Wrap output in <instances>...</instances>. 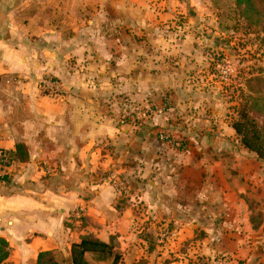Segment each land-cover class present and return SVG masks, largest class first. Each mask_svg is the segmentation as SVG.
Segmentation results:
<instances>
[{"label":"crops","instance_id":"0c3cea01","mask_svg":"<svg viewBox=\"0 0 264 264\" xmlns=\"http://www.w3.org/2000/svg\"><path fill=\"white\" fill-rule=\"evenodd\" d=\"M147 1L0 0V149L14 158L23 144L29 154L26 161L13 160L0 183L6 264H36L39 253L49 250L70 257L83 235L110 243L117 234L124 250L119 264H142L131 259L139 246L126 244L136 216L129 207L114 206L121 193L112 180L133 172L131 198L143 199L140 179L149 170L150 151L117 117V96L131 81L126 77L141 76L140 90L149 83L152 91L153 78L144 77L174 69L169 54L162 60L154 51L144 53L137 46L141 37L125 31L131 23L144 27V8H156ZM45 75L57 76L66 94L44 93ZM168 186L156 181L153 188L166 193Z\"/></svg>","mask_w":264,"mask_h":264},{"label":"rangeland","instance_id":"374dc122","mask_svg":"<svg viewBox=\"0 0 264 264\" xmlns=\"http://www.w3.org/2000/svg\"><path fill=\"white\" fill-rule=\"evenodd\" d=\"M256 2L264 12V0ZM144 4L156 6L144 8V27L131 23L125 31L141 37L137 46L144 53L154 51L162 60L169 54L174 69L144 77L153 78L152 91L149 83L140 90L141 76L126 77L131 81L117 96L119 121L139 136L151 159L140 179L143 199L131 198L133 172L112 180L121 193L114 206L129 207L136 216L126 244L132 249L135 243L141 252L131 251V259L264 264V158L234 128L248 120L244 114L248 122L262 120L249 106L252 96L264 95V22L248 21L235 0ZM156 181L169 185L166 193L155 191ZM156 197L181 203L158 204ZM109 240L112 253L103 261L101 254H89V263L122 262L120 235Z\"/></svg>","mask_w":264,"mask_h":264},{"label":"trees","instance_id":"16d2710c","mask_svg":"<svg viewBox=\"0 0 264 264\" xmlns=\"http://www.w3.org/2000/svg\"><path fill=\"white\" fill-rule=\"evenodd\" d=\"M235 2L242 8L248 21L264 22V12L258 8L256 0H235ZM262 28L264 30V24ZM260 81H263V79H260ZM251 100L249 110L261 116L260 125L254 120L248 122L249 117L244 114L248 120L245 123H236L234 128L238 133L243 134L244 145L256 151L261 158H264V95L252 96ZM11 158L20 161L28 160L29 154L26 146L18 144L15 157L11 156ZM112 250L113 247L110 243L101 241L92 235H83L79 243L73 244L70 257H65L58 250L42 251L38 255L36 264H91L86 258L87 254H101L100 260L103 261L105 260L104 257L112 253ZM9 255V243L6 239L0 237V264H6ZM117 261V258H114L113 264H117Z\"/></svg>","mask_w":264,"mask_h":264},{"label":"built area","instance_id":"2783aa9c","mask_svg":"<svg viewBox=\"0 0 264 264\" xmlns=\"http://www.w3.org/2000/svg\"><path fill=\"white\" fill-rule=\"evenodd\" d=\"M40 87L44 93L53 97L64 96L67 91L59 78L54 75H45L40 81ZM12 161L11 155L0 149V183L4 182L5 170Z\"/></svg>","mask_w":264,"mask_h":264}]
</instances>
